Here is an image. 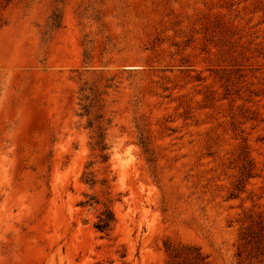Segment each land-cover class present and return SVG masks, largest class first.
<instances>
[{"label": "rangeland", "instance_id": "obj_1", "mask_svg": "<svg viewBox=\"0 0 264 264\" xmlns=\"http://www.w3.org/2000/svg\"><path fill=\"white\" fill-rule=\"evenodd\" d=\"M0 264H264V0H0Z\"/></svg>", "mask_w": 264, "mask_h": 264}, {"label": "trees", "instance_id": "obj_2", "mask_svg": "<svg viewBox=\"0 0 264 264\" xmlns=\"http://www.w3.org/2000/svg\"><path fill=\"white\" fill-rule=\"evenodd\" d=\"M55 25L57 27L60 26V22L59 21H55ZM85 111H86V114L88 115L89 113V108L88 106L85 107ZM106 149L103 148V151H105ZM115 223V216L112 212L110 211H107V212H104L100 218H99V223L96 225V229L97 231L101 232V233H108L112 230V226L113 224Z\"/></svg>", "mask_w": 264, "mask_h": 264}]
</instances>
